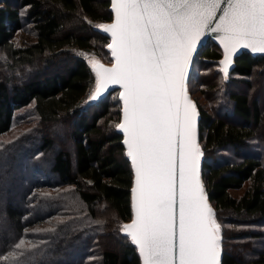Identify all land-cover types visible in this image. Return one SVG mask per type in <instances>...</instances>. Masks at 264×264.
Here are the masks:
<instances>
[{"label":"trees","instance_id":"1","mask_svg":"<svg viewBox=\"0 0 264 264\" xmlns=\"http://www.w3.org/2000/svg\"><path fill=\"white\" fill-rule=\"evenodd\" d=\"M112 16L111 0H0V135L13 128L20 110L35 117L18 135L0 139V264H140L121 231L132 217L133 171L117 128L119 89L89 100L96 85L89 61H112L110 37L96 26ZM26 21L35 39L16 46L14 34ZM221 57L209 40L188 79L200 112L202 177L221 225V264H264V231L250 227L264 226V165L251 144L263 141L264 104L249 93L259 87L255 74L264 78V54L242 52L228 76ZM43 62L50 69L24 82L10 85L15 73L1 75L2 66L16 72ZM192 74L200 94L217 104L214 113L194 95ZM60 125H69L73 151L59 148L50 134ZM245 182L242 193L231 192ZM99 206L113 213L99 217ZM254 239L263 241L253 247Z\"/></svg>","mask_w":264,"mask_h":264},{"label":"snow or ice","instance_id":"2","mask_svg":"<svg viewBox=\"0 0 264 264\" xmlns=\"http://www.w3.org/2000/svg\"><path fill=\"white\" fill-rule=\"evenodd\" d=\"M111 6L114 23L96 27L110 34L115 63L89 61L96 76L90 99L109 83L122 88L117 128L134 172V215L121 231L142 264H220V225L200 179L198 110L187 77L206 33L223 46L222 64L240 48L264 53V0H111Z\"/></svg>","mask_w":264,"mask_h":264},{"label":"rangeland","instance_id":"3","mask_svg":"<svg viewBox=\"0 0 264 264\" xmlns=\"http://www.w3.org/2000/svg\"><path fill=\"white\" fill-rule=\"evenodd\" d=\"M73 26V23H69V28ZM35 32L34 30L31 29V24L28 23V21H26L24 23V26L21 30L17 31L14 34L13 37V42L14 45L16 46H24L26 42L28 41H33L35 39ZM1 59L3 61H6V57L3 55V53H1ZM65 63V62H63ZM4 65V64H3ZM63 65V64H61ZM49 70L50 68L46 67V63H40L39 65L36 66H23L20 67L19 71L13 72L10 70H7V68L5 66H2L1 68V75L4 76V78L6 77H11L12 73H15V78H13L9 84H13V83H18V82H24L25 80L29 79L30 76H32V74L39 72L41 75L43 74L44 70ZM197 71L200 69V67L196 66L195 68ZM195 71V70H194ZM197 73V72H195ZM256 77L258 78H254L253 79H257L259 80V82L256 84V86L258 85L259 87H256L255 90L250 91V94H254L255 96H257L259 98L260 103L264 104V78L261 77V75L259 74H255ZM256 81V80H255ZM191 87L194 91V95L196 96L197 100L200 102V104L208 111H210L211 113H214V110L212 108H216V105H211L210 102H208V99L206 97V99L200 94V92L197 90L199 88V86L197 85V82L195 81V74H192V79H191ZM208 95L211 94V92L207 93ZM253 96V95H252ZM113 99V97H112ZM212 106V107H211ZM35 123V117L33 115V112H29V109H23L20 110L19 112L16 113V119L14 121V126L13 128L4 134L0 135V139H4V140H8L12 137H14V135H18V133H20L21 131L27 129V127L32 126ZM116 126V125H115ZM69 125H60V126H55V127H51L50 129V134L55 138V140L57 141L59 148L60 147H66L67 149H71L73 151V145L72 142L69 139ZM261 132L264 134V129H261ZM263 141H259V139H256L255 141H252V145L254 146L253 151L254 153H258V156L262 159V164L264 165V136L262 138ZM225 155L233 158V155L229 152V151H224ZM5 160V159H4ZM248 182H245L244 186L241 189H233L231 192L233 194H240L242 193V191L244 190V188L247 186ZM97 213L99 217H106L108 215H111L113 212L112 210H107L106 207H102L99 206L97 207ZM216 220V219H215ZM216 222L220 225V223L216 220ZM246 222H238V224L242 227H248L245 225ZM226 227H228L227 224H225ZM232 226V224H230ZM250 227H255V228H260L262 231H264V226H250ZM220 233H221V225H220ZM108 241H110L111 244H113L115 241H111V239H107ZM264 240V239H263ZM262 240V241H263ZM105 242V239L103 240ZM262 241L259 239H254L253 241H251V243L254 245L253 247H257L258 242L262 243ZM256 245V246H255ZM252 248V245L249 246ZM237 249H239L241 252V254L247 253V248H243L241 246L238 245Z\"/></svg>","mask_w":264,"mask_h":264},{"label":"water","instance_id":"4","mask_svg":"<svg viewBox=\"0 0 264 264\" xmlns=\"http://www.w3.org/2000/svg\"><path fill=\"white\" fill-rule=\"evenodd\" d=\"M111 10H112V6H111ZM112 14H113L112 19L109 20V21H107V22H105V23H102V24H104V25H110V24L114 23V13H113V11H112ZM217 15H219V13H218ZM99 30H100L102 33L107 34V35L110 37V42H109V44H110V43H111V36H110V34L105 33V32H104L103 30H101V29H99ZM209 40H212L213 42H215V43L221 48V50H222V57L220 58L219 63H220V66H221V71H222V73H223L224 76H228L230 70H231V69L233 68V66H234V63H235L236 57H237L239 54H241L242 52H249V53H251L252 55H260V54H264V53H253V52H252L251 50H249V49L240 48V49H237V50L231 55V57H230V61H229V63H228L227 65L222 64L221 61L224 60V48H223V46L220 44L219 40L217 39V35H216L215 33H206V34L201 38V42H200V43L198 44V46H197V51H196L195 54H194L193 61H194V58H195V56L197 55L198 51H199V50H200V49H201V48H202V47H203V46H204ZM108 49H109V47H108ZM109 51H110V49H109ZM110 55H111V58H112V61H111V62H105V61H102V60H100V59H92V60L98 61L101 65H103V66L106 67V68H111V67L114 66L115 60H114V58H113V56H112V54H111V51H110ZM193 61H192L191 65L189 66V74H188V77H187V89H188V95H189L190 99L195 103V105H196V107H197V110H198L197 129H198V144H199V146H200V133H199V119H200V112H199L198 106H197V104H196V101H195L194 98L192 97V94H191V92H190V90H189V88H188V79H189V75H190V71H191V68H192ZM225 69H226L227 75H225ZM95 86H96V85H95ZM114 89H119V94H120V92L122 91V88L120 87V85L109 83L106 89H102V90H101V91H102V95L100 96V98L103 97V96H105L107 93H109L110 91H112V90H114ZM93 90H94V89H93ZM92 92H93V91H92ZM100 98H98V99H100ZM98 99H96V100H98ZM89 100H90V101H96V100H91L90 97H89ZM121 102H122V101H121ZM122 107H123V103H122V106H121V120H120V123L122 122V119H123ZM118 130H119V129H118ZM119 131H120V130H119ZM120 132L122 133V136H123L122 141H124V134H123L122 131H120ZM123 144H124V143H123ZM124 146H125V145H124ZM200 149H201V146H200ZM126 150H127V149H126V146H125V151H126ZM201 152H202V150H201ZM129 161H130V159H129ZM130 164H131V161H130ZM131 168H132V165H131ZM132 171H133V168H132ZM200 179H201V182H202V185H203V188H204L205 194H206V196H207V202H208V204L212 207V204L210 203V200H209V198H208V194H207V192H206V187H205L204 180H203V177H202V155H201V157H200ZM133 186H134V172H133L132 185H131V189H130V190H131V196H130V199H131L132 217H131L130 220L123 222L122 225L130 224V223L132 222V219H133V215H134L133 207H132V188H133ZM212 209H213V207H212ZM213 210H214V209H213ZM220 236H221V233H220ZM220 243H221V242H220ZM137 252H138V250H137ZM138 255H139V254H138ZM139 258H140V257H139ZM221 259H222V251H221V256H220V264H221ZM140 264H142L141 259H140Z\"/></svg>","mask_w":264,"mask_h":264}]
</instances>
